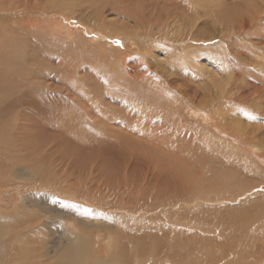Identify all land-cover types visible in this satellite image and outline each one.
Returning <instances> with one entry per match:
<instances>
[{
  "label": "rangeland",
  "instance_id": "374dc122",
  "mask_svg": "<svg viewBox=\"0 0 264 264\" xmlns=\"http://www.w3.org/2000/svg\"><path fill=\"white\" fill-rule=\"evenodd\" d=\"M13 1L18 3L15 10L8 11L0 7V38L1 35L2 38H9V35L7 37L5 33L9 34L8 30L12 27L9 24L11 22L18 29L23 27L21 30L25 31L26 36L29 33L35 34L34 36L39 34L38 36L41 37L36 38V36L35 38L39 39L41 44L45 45L46 41L52 38V42L48 41L50 45L56 44L53 43L54 40L65 44L62 48L57 47L52 56H46L48 70L45 79L44 73L34 70L43 77L44 89L41 91L44 92V102L50 105V102L60 99V106L72 105L77 111V113L74 111L77 121L71 120L74 121L73 125H82V133L86 130H94V124L105 132L107 141L110 138L112 140L107 142V145L100 142L97 145L98 152H91L89 143H83L84 148H81V145L73 140L79 132H76V135L70 132L61 133L62 138L66 140V143L65 140L61 143L64 146L62 147L64 153L73 156L62 157L59 151L52 154L51 150L47 151L48 146L47 150L42 151L45 158L39 156L46 161L43 165L46 173L55 174L54 169H58V172H67V175L73 174L78 178L83 177L84 180L90 179L87 177L91 175L90 171L85 166H80V163L89 161L93 157L110 159L108 156L113 157L118 149L108 144L124 139L125 141L122 142H126L127 147L129 143L138 142L142 151L146 152L141 156L139 154L142 159L134 158L136 159L134 162L126 164L130 165L129 168L132 170L129 169L130 177L135 179L134 183L137 182L135 184L140 189H151V192L156 190L155 195L145 200L146 210L144 208L140 213H135L136 218L142 219L145 216V219L150 218L149 221H139L137 228H134L135 231L131 232L137 234L129 236L130 240L127 241L126 237L122 238L123 233L135 226L131 221H127V218L107 221L109 225H100L99 213L94 211L93 214L90 212L88 214L86 211V208L92 206L90 203L88 206L86 202L92 198L88 194L78 198L80 193L79 195L73 193L69 183H62L61 187L67 190L59 194L47 187L39 190L42 187L37 186V183H40L39 176L29 168H25L24 165H18L13 168V176L9 184L6 182L1 184L5 187L0 188V213L14 217L17 210L18 213L26 212L24 218L30 222V225L28 224L30 237L25 235V238H28L25 240L29 241V244L24 242L20 246L21 243H19V249L12 250L17 253V256H11L10 260L5 261L4 264H69L75 260L76 252L79 250L76 244V242L79 243L78 236L86 239L85 245H81L80 250L82 254L87 255V257H82V261L77 260L78 264H98L103 260L112 264H213L214 262L215 264H227L228 262V264H264V0H109V4H100L104 5V8H96L97 4L91 5L89 0H72V2L67 0L65 10H60L64 15L58 11L51 14L40 8L43 2L47 4L51 0ZM53 22L57 25L55 26ZM34 26L36 28H33ZM55 29L58 31L54 33ZM45 50L47 51L48 48ZM36 52L41 55L40 50ZM85 52L88 55L84 54ZM71 70H74V73ZM128 93L133 94L127 97ZM136 97L140 101L137 102ZM128 100L134 103L131 101L129 103ZM26 108L20 107L18 111L22 113L21 111ZM144 113L148 118L144 116ZM78 114H84L86 122L81 120ZM44 115H46V109ZM29 121V117L28 120L24 119L20 126L28 127ZM111 134L113 136L108 137ZM233 136L234 138H228ZM232 140L233 143H230ZM73 149H77V154L69 152ZM176 149L179 152H176ZM181 154H184L180 157L181 162H185L182 163L183 165L196 161L199 154L206 157V165L203 163L200 166L196 162L195 167L190 164L182 167L188 169V172L194 171L196 175L195 171L199 170L198 172H203L207 178L218 174L220 177L226 176L230 181L229 183L220 181L222 185L220 183H195V190L197 188V190L209 189L208 197L212 203L208 202L209 200L204 201L206 207L203 201L198 199L201 193H192L189 197L183 194L186 192L185 188H180L178 191H172L173 188L167 189L173 196H179V201L186 196L185 199L182 198L185 201L176 203L177 210L173 209L168 215L164 208L157 209L151 204L157 205L161 198L163 201L165 197L172 196L163 189L169 183L165 182L166 185L163 181L162 183H147L145 177H148L147 173L150 174V171L154 170L149 167L152 159L155 160L159 156L163 159L177 158ZM74 155H77V158ZM33 159L37 161L36 158ZM227 159L232 164L228 163ZM233 161L235 164L239 163V167ZM231 165L235 166L232 168ZM121 168L123 171L124 166ZM233 169L236 170L233 171ZM248 173L251 175L249 176ZM235 175L240 176V180L235 179V181L233 177ZM205 177L204 180L207 179ZM156 184L160 186L156 187ZM220 187L222 193L219 190ZM232 188L234 190H230ZM154 196L159 199L154 200ZM230 196H235L234 201L229 198ZM20 201L26 203L25 208L19 207L18 202ZM143 202L144 200L140 199L138 205H142ZM198 203L203 204L199 206ZM229 203H233L236 207L239 205V208L250 206L248 213L251 215L246 222L249 226L242 222L239 230L235 232L233 226H228L229 228L226 229V227L218 228L210 224L214 231L208 228L201 232L192 230L189 220L185 223L177 222L179 214L182 213V211L178 213V210L182 206H184L182 208L186 211V216L187 212L193 214L191 210L193 211L195 206L197 208L209 207L214 211L211 215L215 216L220 214L222 207H229L231 205ZM212 205L219 212H215L217 209ZM170 220H176V224L174 222L168 224L167 221ZM172 223L174 228L171 227ZM143 227L144 229H141ZM172 228L175 232H172ZM137 229H139L138 232H136ZM184 229L189 235L181 232L178 234V231H184ZM216 229L220 230L221 235ZM157 231L159 235L161 233L160 236ZM169 231L174 234L171 235ZM168 233L171 235L169 238ZM230 233L233 234L234 239H232L231 248L224 245V248L217 250L218 254L217 251H204L200 246L196 248L187 238V236L201 237L202 235L207 236L209 240L214 239L213 241L221 242L228 235L230 237ZM4 238L7 239L2 237ZM159 241L163 246H160ZM246 246L251 248L255 257H248ZM256 247L259 248L258 251H255ZM7 249L10 250L9 247ZM7 249L0 244V251L5 252ZM87 250L88 253H86Z\"/></svg>",
  "mask_w": 264,
  "mask_h": 264
},
{
  "label": "bare ground",
  "instance_id": "6f19581e",
  "mask_svg": "<svg viewBox=\"0 0 264 264\" xmlns=\"http://www.w3.org/2000/svg\"><path fill=\"white\" fill-rule=\"evenodd\" d=\"M0 0V7H3V9L6 8V10L8 9V11H12V9H16L15 6L18 5L17 2L14 3L13 0ZM12 1V3H10ZM16 1V0H15ZM19 2V0H17ZM66 1L67 0H51L50 3L43 2L40 6L41 9L45 10L46 12H51V14H53L52 12H57L58 13L61 11H64L66 7ZM91 5H95L97 4L96 8L102 7L104 8V5L107 4L109 2V0H89ZM145 1V0H144ZM8 2V3H7ZM72 2V0H71ZM86 2V1H84ZM126 2V1H125ZM129 2V1H128ZM143 2V1H142ZM149 2V1H147ZM88 3V4H90ZM110 3V2H109ZM108 3V4H109ZM119 3V2H118ZM28 4V3H25ZM30 4V3H29ZM77 4V3H76ZM85 4V3H84ZM100 4H104L103 6H101ZM21 5V4H20ZM90 5V6H91ZM111 5V4H110ZM140 5V4H139ZM144 5V4H143ZM149 5V4H148ZM147 5V6H148ZM25 6V5H24ZM31 6V5H30ZM34 6V5H33ZM81 6V5H80ZM28 8H30L29 6H27ZM73 7V6H71ZM70 7V8H71ZM85 7V6H84ZM145 7V6H144ZM25 8V7H22ZM140 8V7H139ZM147 9V7H145ZM26 9V8H25ZM141 9V8H140ZM2 10V9H1ZM77 10V9H76ZM128 10V9H127ZM135 10V9H134ZM145 10V9H144ZM101 11V10H100ZM121 11V10H120ZM133 11V10H132ZM73 12V11H72ZM75 12V11H74ZM102 12V11H101ZM124 12V11H123ZM137 12V11H136ZM135 12V13H136ZM1 13V12H0ZM61 13V12H60ZM129 13V11H128ZM49 14V13H47ZM2 15V14H1ZM6 15V14H5ZM61 15H64L61 13ZM132 15V14H131ZM8 16V15H7ZM119 16V15H118ZM133 16V15H132ZM139 16V15H138ZM126 17V16H125ZM129 17V16H128ZM135 17V16H134ZM144 17V16H143ZM147 16H145L144 18H146ZM149 17V16H148ZM154 17V16H153ZM157 17V16H156ZM38 18V17H37ZM64 18V17H63ZM136 18V17H135ZM158 18V17H157ZM168 18V17H167ZM7 19V18H6ZM137 19V18H136ZM152 19V18H151ZM150 19V21H151ZM184 19V18H183ZM128 20V19H127ZM134 20V19H132ZM131 20V21H132ZM141 21V19H138ZM154 20V19H153ZM69 21V20H68ZM139 21V22H140ZM37 22V21H36ZM43 22V21H40ZM70 22V21H69ZM143 22V21H141ZM140 22V23H141ZM20 23V22H19ZM134 23H137L134 21ZM144 23V22H143ZM7 24V23H6ZM10 24V30H8V33H5V36L7 34V37L9 35V38L6 39L4 36V38H0V188L1 187H5V185H1L4 182L9 184V180L12 179L13 176V171L16 166L18 165H24L25 168H29L30 170L34 171L37 176H39L40 178V183H37V186H42L39 188V190H41L44 187L49 188L50 190H53L55 192L61 193L64 190L66 191L67 189H63L61 186H63L62 183H69V185L71 186L72 192L75 193L76 195H79L78 193H80L79 197H84L85 195L87 196V194L92 197L90 200H86V202L90 203V206L92 204V206L90 208H86V211L93 214L94 211L98 212L99 215L101 216V222L100 220H98V222H100V225H107L108 222H112V221H117V220H124V218H127V221H131V223H133L135 226L129 228L127 230L126 233H123L122 238L126 237V240L129 241L130 238L129 236H135V234L137 233H131L133 231H135L134 228H137V226L139 225V221H149V219H145V216L140 219V218H136L135 213H140L144 208L146 210V204L145 202L147 200L150 199V197L154 194V191L156 189H154V191L151 192L150 190H142L140 189V187H137L134 181L135 179L133 177H130V173H129V166H127V163H131V161L134 162V160H136L137 158H141V155L145 154L146 152L142 151L141 147L139 146L140 144H135V143H129L128 147L127 144H125L126 142H122L125 141L124 139L118 140L116 141V143H109L108 145L115 147V149H118L117 153L114 154V156H108L110 159H99L98 157H93L91 160L89 161H82L80 163V166H85V168L88 169V171H90L91 175L87 176L90 179L84 180V178H78L76 176H74L73 174L67 175V172H58V169H54L55 174H51L49 175L48 173H46V171L43 169V165L46 163V161L44 159H42L43 153L42 151H45V149H48L49 146V150H51V153L54 154L56 153V151H59L60 156L62 157H69V156H73L72 154H68V153H64V147L61 143L63 142L62 136L60 135L61 133L64 132H70L74 135H76V132H79V135L77 137H75L73 140H75V142L79 145H81V148H84L83 143H89L90 148H91V152L92 151H97L98 147L97 145L100 144V142L102 144H106L107 142H111V138L109 141L106 140L105 138V132L103 130H101V127L98 129V126L96 127L93 124V128L94 130L92 131H88L86 130V132H83V130H81V126L80 125H73L74 121H77V111L74 109V107L72 105H68V104H63L62 106H60L59 100L58 101H53L50 102V105H48L47 103H45L44 101V92L41 91L43 90V77L37 73L36 71L42 72L44 73V79L47 76V62H46V56H52L55 53V50H57V47L60 46V48L63 47V45H65L62 42L57 43L56 40H54L56 44L50 45L49 43L52 42L53 38L50 40H47L45 45L41 44L39 42V38L41 36H38L39 34H37L36 36H34L33 34L29 33V35L26 36V34H24V30L23 27H21V29H18L16 26L13 25V23H9ZM16 24V23H14ZM32 24V23H31ZM54 24V22H53ZM56 24V23H55ZM54 24V25H55ZM138 24V23H137ZM154 24V23H153ZM156 24H158V22H156ZM36 25V24H35ZM39 25V24H38ZM50 25H52L50 23ZM57 25V24H56ZM55 25V26H56ZM61 25V24H60ZM59 25V26H60ZM151 25V24H150ZM161 25V24H159ZM191 25V24H190ZM19 26V25H18ZM37 26V25H36ZM45 26V25H44ZM111 26V25H110ZM142 26V25H141ZM145 26V24L143 25ZM20 27V26H19ZM42 27V26H41ZM39 27V28H41ZM47 27V26H46ZM54 27V26H53ZM150 27V26H149ZM33 28H36L35 26ZM38 28V29H39ZM43 28V27H42ZM49 28V27H48ZM52 29V27H50ZM55 28V27H54ZM53 28V29H54ZM162 28V26H161ZM27 29V28H26ZM46 29V28H45ZM52 29V30H53ZM68 29V28H67ZM73 29V28H72ZM5 30V29H4ZM31 30V29H28ZM40 30V29H39ZM38 30V31H39ZM50 30V29H48ZM51 30V31H52ZM114 30V29H113ZM142 30V29H141ZM146 30V29H144ZM6 31V30H5ZM37 31V30H36ZM41 31V30H40ZM50 31V32H51ZM58 31V29L54 31V33ZM67 31V30H66ZM65 31V32H66ZM94 31V30H93ZM92 31V32H93ZM42 32V31H41ZM49 32V31H48ZM115 32V31H114ZM130 32V31H129ZM59 33V32H57ZM63 33V31H62ZM67 33V32H66ZM131 33V32H130ZM138 33V32H137ZM141 33V32H140ZM143 33V32H142ZM154 33V32H153ZM3 34V33H2ZM46 34V33H45ZM52 34V33H51ZM74 33H72L73 35ZM150 34V33H149ZM48 35V34H47ZM53 35V34H52ZM125 35V34H124ZM153 35V34H152ZM167 35V34H166ZM22 37V39H18L19 37ZM75 36V35H74ZM147 36V35H146ZM154 36V35H153ZM36 37V38H35ZM43 37V35H42ZM76 37V36H75ZM150 37V36H149ZM32 38V39H31ZM44 38V37H43ZM144 38V36H143ZM58 39V38H57ZM110 39V38H109ZM61 40V39H60ZM138 40V39H137ZM22 41V42H20ZM50 41V42H48ZM159 44V43H158ZM50 45V46H49ZM129 45V44H128ZM147 45V44H146ZM20 46V47H19ZM81 46V44H80ZM48 48V50L44 51V49ZM59 49V48H58ZM69 49V48H68ZM136 49V48H135ZM36 50H40L41 55L37 54ZM84 50V49H83ZM81 50V51H83ZM82 53V52H81ZM84 54H87L86 52ZM88 55V54H87ZM64 60V59H63ZM67 60V59H66ZM74 61V60H72ZM68 62V61H67ZM69 63V62H68ZM61 64V63H60ZM127 64V63H126ZM63 65V64H62ZM69 65V64H68ZM130 66V65H129ZM133 66V65H132ZM125 69V68H124ZM36 70V71H34ZM63 70V68H62ZM136 70V68H135ZM66 71V70H65ZM78 71V70H77ZM54 72V71H53ZM62 72V71H61ZM72 73H74V70H71ZM135 72V71H134ZM65 73V72H63ZM141 73V72H140ZM50 75V73H48ZM67 74V73H66ZM127 74V73H126ZM48 75V76H49ZM55 75V74H54ZM53 75V76H54ZM78 75V74H77ZM128 75V74H127ZM64 76V75H63ZM62 76V77H63ZM66 76V75H65ZM135 76V74H134ZM143 76V74H142ZM140 76V77H142ZM146 76V75H145ZM51 77V75L49 76ZM48 77V79H49ZM59 77V76H58ZM69 77V76H68ZM73 77V76H70ZM66 78V77H65ZM64 78V79H65ZM78 78V77H76ZM130 78V77H129ZM58 79V78H57ZM79 80V79H78ZM82 80V79H81ZM80 80V81H81ZM137 80V79H136ZM135 80V81H136ZM140 80V79H139ZM138 80V81H139ZM65 81H67V78L65 79ZM71 82V81H70ZM68 82V83H70ZM142 82V81H141ZM61 84H63L61 82ZM73 84V83H72ZM86 84V83H85ZM65 86V84H63ZM71 85V84H70ZM82 85V84H81ZM134 85V84H133ZM87 86V85H86ZM89 87V86H88ZM152 87V86H151ZM79 88V87H78ZM142 88V87H141ZM145 88V87H144ZM126 89V88H125ZM65 90V89H64ZM85 90V89H84ZM103 90V89H102ZM136 90V89H134ZM69 91V90H68ZM144 91V90H143ZM169 91V90H168ZM81 92V91H80ZM108 92V90L106 91ZM66 93V91H65ZM105 93V92H104ZM146 93V92H145ZM53 94V93H52ZM107 94V93H105ZM133 94V93H131ZM128 93L130 97V95ZM136 94V93H135ZM148 94V93H147ZM146 94V95H147ZM65 95V94H64ZM64 95H62L64 97ZM73 95V94H71ZM80 95V94H79ZM98 95H101L100 93H98ZM138 95V94H137ZM136 95V96H137ZM144 95V94H142ZM52 96V95H51ZM102 96V95H101ZM75 97V96H74ZM91 97V96H90ZM138 97V96H137ZM136 97L137 102L140 101L138 100L139 98ZM144 97V96H143ZM186 97V96H185ZM95 98V97H94ZM68 99V98H67ZM78 99V98H77ZM99 99V98H97ZM132 99V98H130ZM145 99V98H144ZM57 100V99H56ZM62 100V99H61ZM87 100V99H86ZM146 100V99H145ZM165 100V99H164ZM73 101V100H72ZM131 102H133L132 100H130ZM130 101L128 100V102L130 103ZM47 102V100H46ZM97 102V101H96ZM100 102V101H99ZM65 103V102H64ZM89 103V100H88ZM134 103V102H133ZM132 103V104H133ZM96 104V103H95ZM94 104V106H95ZM102 104V103H101ZM161 104V103H159ZM163 104V103H162ZM74 105V104H73ZM90 105V104H89ZM165 105V104H164ZM20 107H27L26 110L24 109L23 111H21L22 113H20L19 108ZM22 109V108H21ZM46 109V115H44V111ZM74 111L76 113H74ZM95 111V110H94ZM80 112V111H79ZM160 112V111H159ZM81 113V112H80ZM146 113V112H145ZM144 113V116H147ZM171 113V112H170ZM33 114V115H31ZM156 114V113H155ZM80 115L81 120L85 121L84 119H86L83 115L84 114H78ZM150 116H153V114H149ZM28 117L30 118L29 121V125L28 127H23L20 126L23 123V120H28ZM91 117V116H90ZM169 117V116H168ZM148 118V116H147ZM71 119H73L74 121H72ZM218 121V120H217ZM25 122V121H24ZM86 122V121H85ZM93 122V121H92ZM96 122V121H95ZM22 123V124H20ZM83 123V122H82ZM97 123V122H96ZM86 124V123H85ZM139 124V123H138ZM161 124V123H160ZM139 126V125H138ZM166 128V127H165ZM171 128V127H170ZM169 128V129H170ZM222 128V127H220ZM179 129V128H178ZM189 129V128H188ZM166 130V129H165ZM223 131V130H222ZM234 132V131H233ZM178 134V133H177ZM175 134V135H177ZM235 134V133H234ZM108 134H106L107 136ZM233 135V134H232ZM231 135V136H232ZM113 135H109L108 137H112ZM151 136V135H150ZM218 136V135H217ZM237 136H239L237 134ZM114 138V137H113ZM116 138V137H115ZM228 138H234L233 137H228ZM239 138V137H238ZM116 140V139H115ZM229 140V139H228ZM237 140V138H236ZM242 140V139H241ZM134 141V140H132ZM231 141V139L229 140ZM238 141V140H237ZM240 141V140H239ZM129 142V141H127ZM66 143V140H65ZM140 143V142H139ZM171 143V142H170ZM182 143V142H181ZM233 143V140L232 142ZM174 144V143H173ZM241 144V142H240ZM51 145V146H50ZM165 145V144H164ZM192 145V144H191ZM229 145V144H228ZM237 145V144H236ZM235 145V146H236ZM180 146V145H179ZM178 146V148H179ZM232 146V144H231ZM247 147V145H244ZM92 147H96V148H92ZM101 147V146H100ZM175 147V146H173ZM192 147V146H191ZM215 147V146H214ZM226 147V146H225ZM234 147V146H233ZM239 147V146H238ZM103 148V146H102ZM185 148V146H184ZM236 148V147H235ZM70 149V147H69ZM189 149V147H188ZM198 149V148H197ZM77 149H73V150H69V152H73L76 153ZM103 150V149H101ZM173 150V149H172ZM182 150V149H180ZM201 150V149H200ZM199 150V151H200ZM203 150V149H202ZM106 151V149L104 150ZM103 151V152H104ZM213 151V150H212ZM42 152V153H41ZM54 152V153H53ZM83 152V151H81ZM98 152V151H97ZM176 152H179L176 149ZM206 152V151H203ZM221 152V151H220ZM102 154V151L100 152ZM143 153V154H142ZM148 153V152H147ZM195 153V152H194ZM208 153V152H207ZM214 153V152H213ZM217 153V151H216ZM222 153V152H221ZM239 153V152H238ZM77 154V153H76ZM140 154V156H139ZM188 154V153H185ZM203 154V153H202ZM202 154H199V158L196 161H193L190 165H195L197 162V165H202L203 163L205 164L206 161V157L202 156ZM246 154V153H245ZM48 155V154H47ZM98 156V154H96ZM164 155V154H162ZM172 155V154H171ZM174 155V154H173ZM172 155V156H173ZM184 155V154H183ZM182 154L179 155V157L177 158H170V159H163L161 158V156L157 157L155 160L152 159V161L149 162L148 166L150 168H153L154 170L150 171V174L147 173L148 177H145V179L147 178V183H162L161 181H163V184L166 185V183H169V185L164 186V190L173 188L172 191H178L180 190V188H185L186 192L183 193L186 196H189L192 193H196V194H200V197L198 198L199 200H202L203 203L204 201L206 202V200L208 202H210V198L208 197V190L209 189H199V190H195V183H220L221 185L223 183H221L220 181H223L224 183H229L230 180H227L226 176L220 177V175L218 176V174L216 175H212L209 176L208 178L205 177L203 172H196V175L194 173V171L192 172H188V169H184L182 167H187L189 164H185L183 165L185 162H181V158L183 156ZM208 155V154H207ZM39 156H41L42 158H40ZM82 156V155H80ZM104 156V155H103ZM39 157V158H38ZM75 158H77V155H74ZM208 157V156H207ZM227 157V156H226ZM242 157V156H241ZM33 158H36L37 161H34ZM45 158V157H44ZM136 158V159H134ZM151 158V157H149ZM210 159L213 157H209ZM222 158V157H220ZM231 158V157H230ZM235 158V157H234ZM204 159V160H203ZM214 159V158H213ZM212 159V160H213ZM236 159V158H235ZM72 160V159H71ZM70 160V161H71ZM147 160V159H146ZM226 160V158H225ZM228 160V159H227ZM234 160V159H233ZM238 160V158L236 159ZM263 159H261L262 161ZM180 161V162H177ZM204 161V162H203ZM147 162V161H146ZM228 163L232 164V162H229V160L227 161ZM237 162V161H236ZM243 162V161H242ZM179 163V164H178ZM183 163V164H182ZM209 163V162H208ZM233 163L235 164V161H233ZM245 163V162H244ZM69 164V163H68ZM237 166L239 167V163H236ZM235 164V165H236ZM52 165V163H51ZM183 165V166H181ZM206 165V164H205ZM235 165H231V167L235 166ZM23 166V167H24ZM124 166V170H122L121 167ZM199 166V167H200ZM210 166V165H208ZM207 166V167H208ZM243 166V165H242ZM195 167V166H194ZM226 167V166H225ZM232 167V168H233ZM237 167V168H238ZM18 168V167H17ZM202 168V167H201ZM236 168V169H237ZM243 168V167H242ZM197 169V168H195ZM231 169V168H230ZM236 169H233L236 170ZM251 170H253V168H250ZM249 169V170H250ZM128 170V171H127ZM131 170V169H130ZM244 170V168H243ZM17 171V170H16ZM132 171V170H131ZM205 171V170H204ZM239 171H241V169H239ZM216 173H218L217 171H215ZM245 172V170H244ZM15 173V172H14ZM136 173V172H135ZM224 173V172H223ZM226 173V172H225ZM232 173V172H231ZM234 173V172H233ZM232 173V174H233ZM133 174V173H132ZM162 174V175H161ZM211 174V173H210ZM245 174V173H242ZM146 175V176H147ZM248 175L250 176L251 174L248 173ZM204 177L207 178L206 180H204ZM234 180L235 179H239L240 180V176H233ZM236 177V178H235ZM248 177V176H247ZM249 178V177H248ZM164 179H167L166 181H164ZM59 181H62L61 183H59ZM198 181V182H197ZM236 181V180H235ZM242 181V180H241ZM240 181V182H241ZM15 182V181H14ZM166 182V183H165ZM121 183V184H120ZM235 183V182H234ZM239 183V182H236ZM241 184V183H240ZM27 185V184H26ZM198 184H196L197 186ZM208 185V184H207ZM213 185V184H212ZM220 185V186H221ZM238 185V184H236ZM19 186V185H18ZM28 186V185H27ZM148 186V185H147ZM160 186V185H159ZM156 184V187H159ZM161 186H163L161 184ZM231 186V185H229ZM16 187V186H15ZM26 187V186H25ZM166 187V188H165ZM212 187V186H211ZM215 187V186H213ZM240 187V185L238 186ZM28 188V187H26ZM35 188V187H34ZM146 188V187H145ZM144 188V189H145ZM200 188V187H199ZM14 189V188H13ZM45 189V188H44ZM148 189V188H147ZM162 189V188H160ZM212 189V188H211ZM216 189V188H215ZM27 190V189H25ZM38 190V191H39ZM153 190V189H152ZM191 190V193H189V191ZM221 191V187L219 189ZM223 190H226V188H223ZM230 190H234V188L230 189ZM243 190V189H242ZM22 191V190H21ZM29 191V190H28ZM161 191V190H160ZM183 191V190H182ZM188 191V193H187ZM37 192V191H36ZM163 192V191H162ZM161 192V194H162ZM184 192V191H183ZM212 192V191H211ZM240 192V191H239ZM25 193V192H24ZM176 193V192H175ZM222 193V191H221ZM28 194V193H27ZM39 194V193H38ZM167 194H171L168 190H167ZM180 194V193H179ZM188 194V195H187ZM215 194V193H214ZM234 194V193H233ZM23 195V194H22ZM36 195V194H35ZM69 195V194H68ZM158 194L156 193V196ZM172 195V194H171ZM170 195V196H171ZM182 195V194H180ZM220 195V194H219ZM222 195V194H221ZM232 195V194H230ZM244 195V194H241ZM28 196V195H27ZM26 196V197H27ZM57 196V195H56ZM62 196V195H61ZM154 196V198L156 197ZM184 196V195H182ZM185 196V198H186ZM224 196V195H222ZM221 196V198H222ZM31 197V196H30ZM58 197V196H57ZM190 197V196H189ZM194 199L197 200V198H195V196H193ZM191 197V199L193 198ZM203 197V198H202ZM220 197V196H219ZM226 197V196H225ZM184 198V197H182ZM179 201L180 197L175 195V196H171V197H165L163 201L158 200L157 198H155L154 200H158L157 205H152L151 206H155L157 209L158 208H164L165 213H168V215H170L171 211H173V209L177 210V205L176 203L179 202H183V199ZM218 198V197H217ZM228 198V197H227ZM230 199L235 198L234 197H229ZM22 199V198H21ZM28 199V198H26ZM62 199V197H61ZM70 199V198H68ZM67 199V200H68ZM85 199V198H83ZM95 199V200H94ZM140 199H143L144 202L141 203L142 205H138L140 202ZM188 199V198H187ZM193 199V200H194ZM146 200V201H145ZM153 200V199H151ZM194 200V201H196ZM220 200V199H219ZM261 200V199H260ZM29 201V200H28ZM27 201V203H28ZM97 201V202H96ZM185 201V200H184ZM191 200H189L190 202ZM198 201V200H197ZM212 201V200H211ZM234 201V199H233ZM85 202V203H86ZM188 202V201H187ZM186 202V203H187ZM214 202V201H213ZM216 202V201H215ZM19 207L21 208H25L26 207V203H22V201L18 202ZM148 203V202H147ZM153 203V202H152ZM201 203V204H203ZM212 203V202H210ZM218 203V202H216ZM221 203V202H220ZM219 203V204H220ZM228 203V202H227ZM156 204V203H155ZM159 204V205H158ZM181 204V203H180ZM199 206H202L200 203H198ZM197 204V205H198ZM205 204V203H204ZM209 204V203H208ZM226 204V202H225ZM231 204L229 207L224 206L222 207V209L219 210L217 209V211L215 212H219L220 214H216L211 215V213H213L214 211L211 210L209 207H198L195 206L193 208V211L191 210V212L193 214H190L189 212H187V216H186V211H184V209L181 207V209L178 210V213L182 211V213L179 214L178 218H177V222H181V223H185V221H190V226L192 228V230H199V231H205V229L210 228L212 231H214L213 227L211 228V226H216L218 228H229L233 226V229H235V232H237L240 228V225L242 222H248V219L250 218V215L248 213V211H250V206H242L239 208L234 206L233 203H229ZM236 204V203H235ZM259 205V203H256ZM145 205V207H144ZM148 205V204H147ZM150 205V204H149ZM183 205V204H182ZM186 205V204H185ZM189 205V204H187ZM211 205V204H209ZM12 206H15L12 204ZM148 206V207H151ZM211 206V207H212ZM222 206V205H221ZM231 206H234L233 208ZM256 206V205H255ZM261 206V205H260ZM2 207V206H1ZM180 207V206H179ZM186 207V206H185ZM212 207V208H213ZM259 207V206H257ZM3 208V207H2ZM15 208V207H14ZM19 208V209H21ZM153 208V207H152ZM75 209V208H74ZM191 209V208H190ZM252 209V207H251ZM13 210V209H12ZM17 210V209H16ZM15 210V211H16ZM24 211V210H22ZM161 211V210H160ZM212 211V212H211ZM14 213V212H13ZM18 213V210H17ZM16 214V216L12 217V216H7V215H0V244L4 247H9V249H7V251H0V264L1 263H5V261H9L11 256H17L15 252H13L14 250H18L19 249V243L20 246L25 242L29 244V241L26 242L25 239V235H28V230L30 229L28 224L30 225V222L25 220V214L26 212H19L18 215ZM122 213V214H120ZM148 213V212H147ZM176 213V211H175ZM252 213V212H250ZM149 214V213H148ZM95 215V214H94ZM150 215V214H149ZM174 215V213H173ZM92 216V215H91ZM90 216V217H91ZM98 216V215H97ZM98 216V217H100ZM147 216V214H146ZM169 217V216H167ZM254 217V216H253ZM93 218V217H92ZM172 220L174 218H172V216L170 217ZM95 219V216H94ZM170 220L169 222L167 221L168 224H170V222H174V224H176V220L172 221ZM108 221V222H107ZM125 220V222H127ZM107 222V223H106ZM151 222V221H150ZM165 222V221H164ZM165 223V224H167ZM188 223V222H187ZM217 223V224H216ZM253 223V222H252ZM126 224V223H125ZM162 224V223H161ZM164 224V223H163ZM167 224V225H168ZM173 223L171 224V227H173L174 225ZM211 224V226H210ZM247 224V223H246ZM109 225V224H108ZM118 225V224H117ZM147 225V224H145ZM152 225V224H151ZM182 225V224H180ZM220 225V226H219ZM248 225V224H247ZM35 226V225H34ZM123 226V225H122ZM154 226V225H153ZM152 226V227H153ZM169 226V225H168ZM179 226V224H178ZM229 226V227H228ZM249 226V225H248ZM105 227V226H103ZM170 227V228H171ZM177 227V226H176ZM182 228V226H179ZM29 228V229H28ZM102 228V227H101ZM108 228V227H107ZM110 228V227H109ZM121 228V227H120ZM154 228V227H153ZM167 228V227H165ZM174 228V227H173ZM173 228L171 230H173ZM184 228V227H183ZM119 229V228H118ZM141 229H144L141 228ZM163 229V228H162ZM186 229V228H185ZM178 231V234L183 233L185 234L186 231ZM248 229V228H247ZM246 229V230H247ZM250 229V228H249ZM139 229H137L136 232H138ZM155 230V229H154ZM157 230H160L157 228ZM164 230V229H163ZM166 230V229H165ZM177 230V228H176ZM181 230V229H180ZM219 234L221 235V232L219 229H216ZM225 230V229H224ZM141 231V230H140ZM139 231V232H140ZM152 231V230H151ZM167 231V230H166ZM228 231V230H226ZM242 231V230H241ZM251 231V229H250ZM248 230V232H250ZM160 232V231H159ZM170 232V231H169ZM172 232H175L174 230ZM155 233V232H154ZM158 233V231H157ZM144 234V233H143ZM148 234V233H147ZM156 234V233H155ZM171 234V232H170ZM174 234V233H173ZM171 234V235H173ZM188 234V233H186ZM200 234V233H199ZM205 234V232H204ZM209 234V233H208ZM230 237H226L224 238L221 242L220 241H213L212 239L209 240L207 239L208 237L206 236H202L201 237H188L187 238L190 240L191 244H193L194 246H200L201 249H203L204 251L206 250H210V251H217L219 249L224 248V245L227 248H231V242L233 239V234L230 233ZM237 234V233H236ZM255 234V233H254ZM140 235V234H138ZM146 235V234H144ZM159 235V233H158ZM161 235V233H160ZM159 235V236H160ZM169 235V233L167 234ZM167 236L168 238L171 236ZM189 235V234H188ZM227 235V234H226ZM29 236V235H28ZM75 236V235H73ZM156 236V235H155ZM158 236V237H159ZM199 236V235H198ZM213 236V235H212ZM2 237H6L7 239H2ZM30 237V236H29ZM76 237V236H75ZM74 237V238H75ZM165 237V236H162ZM174 237V236H173ZM210 237V234H209ZM239 237V236H238ZM246 237V236H245ZM253 237V236H252ZM152 238V237H151ZM156 238V237H155ZM161 238V237H160ZM211 238V237H210ZM214 238V236H213ZM228 238V239H227ZM240 238V237H239ZM30 239V238H29ZM78 242H76V244H78V248L79 250L76 252L75 255V260H73L71 263L74 264H78L76 263L77 260L81 259L82 261V257H87L86 254H82L81 250H80V246L81 245H85L84 242V238L78 236L77 237ZM121 239V238H120ZM9 240V241H8ZM170 240V239H169ZM220 240V239H219ZM228 240V241H227ZM234 240V239H233ZM237 240V239H236ZM83 241V242H82ZM161 241V240H160ZM159 241V242H160ZM10 242V243H9ZM99 242V241H98ZM156 242V241H155ZM151 243V242H150ZM240 245L241 242H239ZM256 243V242H255ZM254 243V244H255ZM100 244V243H99ZM158 244V243H157ZM234 244V243H233ZM246 244V243H245ZM258 244V243H257ZM140 245V244H139ZM142 245V244H141ZM154 245V244H152ZM159 245V244H158ZM162 245V243L160 242V246ZM240 245H235V246H240ZM250 245V244H249ZM253 245V244H252ZM163 246V245H162ZM234 246V245H233ZM258 246V245H257ZM260 246V245H259ZM153 247V246H152ZM247 247V246H246ZM142 248V247H140ZM156 248V245L154 246V249ZM244 248V247H243ZM254 249V248H253ZM257 249V247H256ZM259 249V248H258ZM255 250V251H258ZM13 250V251H12ZM139 250V249H138ZM174 250V249H173ZM198 250V249H197ZM137 251V250H136ZM207 251V252H210ZM247 251H248V257H253L255 255V253H253V251H251L250 247H247ZM260 251V250H259ZM168 252V251H167ZM88 253V250L87 252ZM157 253V252H156ZM155 253V254H156ZM258 253V252H257ZM12 254V255H11ZM137 254V252H136ZM154 254V255H155ZM218 254V251H217ZM160 255V254H159ZM164 255V254H162ZM222 255V254H221ZM174 256V255H173ZM193 256V254H192ZM191 256V257H192ZM196 256V255H195ZM215 256V255H214ZM166 257V256H165ZM190 257V256H188ZM199 257V255H198ZM255 257V256H254ZM14 258V257H12ZM202 258V257H201ZM228 258V257H227ZM186 259V258H185ZM226 259V258H225ZM12 260V259H11ZM136 260V259H135ZM213 260V258H212ZM227 260V259H226ZM244 261V260H243ZM134 262V261H133ZM120 263V262H119ZM178 263V262H177ZM186 263V262H185ZM188 263V262H187ZM219 263V262H218ZM229 263V262H228ZM227 263V264H228ZM98 264H112L109 263L108 261L103 260L102 262H98ZM114 264V263H113ZM175 264V263H174ZM197 264V263H196ZM204 264V263H203ZM215 264V262L213 263ZM257 264V263H256Z\"/></svg>",
  "mask_w": 264,
  "mask_h": 264
}]
</instances>
